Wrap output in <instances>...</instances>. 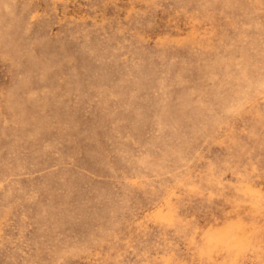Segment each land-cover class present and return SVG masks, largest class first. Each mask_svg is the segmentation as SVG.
<instances>
[{
	"label": "rangeland",
	"instance_id": "374dc122",
	"mask_svg": "<svg viewBox=\"0 0 264 264\" xmlns=\"http://www.w3.org/2000/svg\"><path fill=\"white\" fill-rule=\"evenodd\" d=\"M0 264H264V0H0Z\"/></svg>",
	"mask_w": 264,
	"mask_h": 264
}]
</instances>
